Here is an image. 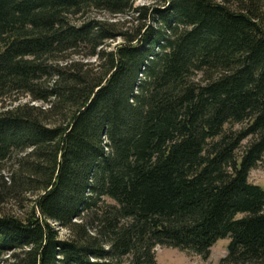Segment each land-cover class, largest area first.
<instances>
[{
	"label": "trees",
	"instance_id": "1",
	"mask_svg": "<svg viewBox=\"0 0 264 264\" xmlns=\"http://www.w3.org/2000/svg\"><path fill=\"white\" fill-rule=\"evenodd\" d=\"M138 1L0 0V264H264V0Z\"/></svg>",
	"mask_w": 264,
	"mask_h": 264
},
{
	"label": "rangeland",
	"instance_id": "2",
	"mask_svg": "<svg viewBox=\"0 0 264 264\" xmlns=\"http://www.w3.org/2000/svg\"><path fill=\"white\" fill-rule=\"evenodd\" d=\"M150 4V1L141 0L136 3V7H141ZM116 19L124 20L126 18L119 17ZM121 43L122 41L118 40L116 42L111 43L110 45L112 46V48H114ZM250 182L254 185L260 186L264 190V160L255 170L251 172ZM62 236H66V232H62ZM229 245L230 240H221L216 244V246L212 248L211 254L208 258H204L193 252H184L174 248L158 247L156 249L157 261L159 264H220L221 261L228 256Z\"/></svg>",
	"mask_w": 264,
	"mask_h": 264
}]
</instances>
